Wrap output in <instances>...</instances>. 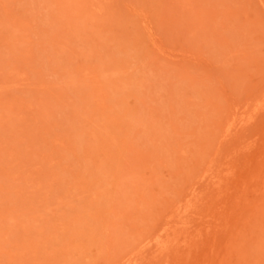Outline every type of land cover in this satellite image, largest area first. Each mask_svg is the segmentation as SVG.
<instances>
[{"label": "rangeland", "instance_id": "obj_1", "mask_svg": "<svg viewBox=\"0 0 264 264\" xmlns=\"http://www.w3.org/2000/svg\"><path fill=\"white\" fill-rule=\"evenodd\" d=\"M0 264H264V0H0Z\"/></svg>", "mask_w": 264, "mask_h": 264}]
</instances>
